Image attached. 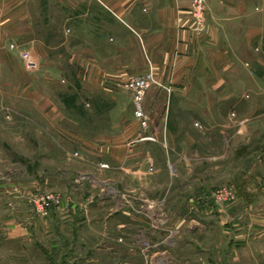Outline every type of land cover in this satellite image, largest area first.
<instances>
[{
	"label": "rangeland",
	"instance_id": "1",
	"mask_svg": "<svg viewBox=\"0 0 264 264\" xmlns=\"http://www.w3.org/2000/svg\"><path fill=\"white\" fill-rule=\"evenodd\" d=\"M54 1L0 0V264H150L108 225L112 240L94 242L85 229L74 247L66 228L82 197L128 194L131 177L110 164L132 153L173 166L159 176L169 188V229L180 209L208 202L218 214L192 228L193 246L167 239L172 264H264V40L251 54L239 48L229 72L216 62L191 73L188 86H155L148 72L154 83L140 104L142 129L163 144L190 138L197 148L130 152L126 144L141 130L130 93L101 85L94 56L81 53L88 40L79 42L75 18ZM185 163L190 183L174 178ZM223 189L232 199L216 200ZM43 193L60 204L36 208L33 197Z\"/></svg>",
	"mask_w": 264,
	"mask_h": 264
},
{
	"label": "crops",
	"instance_id": "2",
	"mask_svg": "<svg viewBox=\"0 0 264 264\" xmlns=\"http://www.w3.org/2000/svg\"><path fill=\"white\" fill-rule=\"evenodd\" d=\"M56 5L66 9L63 13L68 17L75 18L79 42L88 40L85 46L81 42V53L94 56V72L99 73L104 86H119L148 72H153L155 86H188L191 73L212 69L216 62L229 72L230 63L244 53L239 48L251 54L264 40V0H206L207 24L203 32L194 29L191 0H56ZM149 136L150 132L141 128L138 138L131 139L126 147L130 152L197 148L190 138L175 147L167 141L163 144L158 134L151 136L153 139ZM120 145L123 144L116 147ZM163 161L148 156L135 158L134 153L125 159L114 158L110 165L125 168L123 171L131 177L126 185H130L128 194L121 193L116 201L103 195L82 197L80 208L70 210L67 216L70 246L87 235L85 229L94 242L112 240L106 232L107 225L132 247V256H142L150 264H172V256L176 261L166 248L167 239L174 248L193 246L187 239L194 233L192 228L214 221L218 214L208 207V202L180 209L174 211L176 222L169 229L166 223L171 209L167 210L165 200L169 188L166 190V184L159 181L161 168L166 164ZM170 163L166 165L173 167ZM85 164L94 165L90 160H85ZM178 164H182L181 160L174 163ZM185 165V171L175 172V181L183 176L189 181L193 171ZM151 167L155 174L149 173ZM138 176L143 180L134 184ZM107 182L117 187V180ZM204 193L196 192L193 198Z\"/></svg>",
	"mask_w": 264,
	"mask_h": 264
},
{
	"label": "built area",
	"instance_id": "3",
	"mask_svg": "<svg viewBox=\"0 0 264 264\" xmlns=\"http://www.w3.org/2000/svg\"><path fill=\"white\" fill-rule=\"evenodd\" d=\"M191 16L194 20V29L197 32H201L204 28L205 24V12H206V0H191ZM154 83L152 73H148L144 76L132 78L123 83V89L128 91L131 95L132 101L135 105L136 117L140 122L141 128L146 127V117L144 116L140 104L144 97L146 90L150 87L151 84ZM151 139V138H147ZM217 201H228L232 199L231 192L227 190H219L216 195ZM33 203L36 208H39L42 211H46L47 209L58 206L60 204L58 196H54L51 194H36L33 197ZM171 264V263H165Z\"/></svg>",
	"mask_w": 264,
	"mask_h": 264
}]
</instances>
